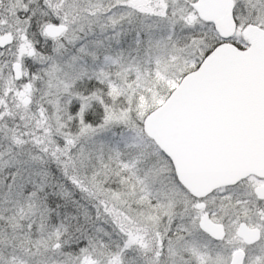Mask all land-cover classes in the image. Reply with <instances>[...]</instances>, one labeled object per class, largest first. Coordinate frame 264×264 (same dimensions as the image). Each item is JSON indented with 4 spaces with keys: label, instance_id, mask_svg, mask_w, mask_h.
<instances>
[{
    "label": "snow or ice",
    "instance_id": "obj_1",
    "mask_svg": "<svg viewBox=\"0 0 264 264\" xmlns=\"http://www.w3.org/2000/svg\"><path fill=\"white\" fill-rule=\"evenodd\" d=\"M0 264H264V0H0Z\"/></svg>",
    "mask_w": 264,
    "mask_h": 264
}]
</instances>
